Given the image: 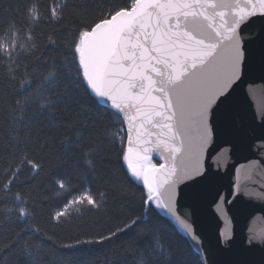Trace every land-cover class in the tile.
Wrapping results in <instances>:
<instances>
[{"label":"snow or ice","instance_id":"1","mask_svg":"<svg viewBox=\"0 0 264 264\" xmlns=\"http://www.w3.org/2000/svg\"><path fill=\"white\" fill-rule=\"evenodd\" d=\"M23 17L19 32L27 44H0V123L8 125L10 140L0 143V157L10 152L35 175L22 181L21 169H0V264H75L73 250L81 244L122 237L106 264H206L190 213L178 212L181 185L205 178L218 121L245 79L264 72V44L254 51L255 36L246 31L264 18V0H61L47 16L30 0ZM35 23L52 25V32L37 36ZM39 39L50 51H40ZM101 102L126 124L125 137L94 115ZM259 115L264 120V110ZM125 139L121 172L108 167V145ZM50 143L64 147L62 163L75 147L72 171L57 169L32 187L53 158L33 156ZM78 177L92 183L73 188ZM135 181L146 190L138 212L130 192ZM91 212L110 218L106 232L55 245L53 229ZM231 240L226 228L222 242ZM247 243L264 247V232Z\"/></svg>","mask_w":264,"mask_h":264},{"label":"water","instance_id":"2","mask_svg":"<svg viewBox=\"0 0 264 264\" xmlns=\"http://www.w3.org/2000/svg\"><path fill=\"white\" fill-rule=\"evenodd\" d=\"M246 31L255 36L250 47L258 52L264 44V18H254ZM101 105L110 109V104ZM262 110L264 72L256 71L237 90L226 117L218 121L203 161L205 178L181 185L178 212L190 213L189 223L206 249V264H264V247L247 243L250 235L264 232V199L259 196L264 193V152H258L264 143ZM126 148L127 142L125 152ZM151 156L163 162L159 153ZM226 228L232 240L224 244Z\"/></svg>","mask_w":264,"mask_h":264},{"label":"trees","instance_id":"3","mask_svg":"<svg viewBox=\"0 0 264 264\" xmlns=\"http://www.w3.org/2000/svg\"><path fill=\"white\" fill-rule=\"evenodd\" d=\"M30 0H0V44H10L16 42L17 44H27L25 39V34L19 32L20 22L24 19L23 10L24 6L29 4ZM37 7V11L41 16H47L48 8L50 5L58 6L61 0H31ZM74 3H81L82 0H73ZM89 5L100 2V0H86ZM78 11V10H76ZM13 21V26L8 27L9 22ZM52 25L47 23H35V29L37 36H47L52 32ZM31 31V29H29ZM70 38V37H68ZM42 53L50 51L48 43L44 39L37 40ZM2 63V61H0ZM28 63V61H25ZM70 71L75 73V66L73 65ZM5 95L8 92L5 90ZM94 115L103 116L106 118V123L112 131H118L120 137H125V125H121L119 118L114 114V111L110 110L101 105V107L94 109ZM8 125L0 123V143L4 145L10 144L8 138ZM87 137L85 138V142ZM126 139L122 144H117L113 146L108 145V167L115 170L123 172L126 169L124 162H122L121 153L125 151ZM52 154L53 158L48 160V167L45 172H41L40 176L36 178L35 183L32 187H36L45 181L48 176L55 170L59 169L62 174H70L72 171V160L71 156H75V147L71 149V156L69 157L67 163H62L65 157L64 147L58 143H50L47 152L40 151L37 152L33 158L37 162L45 160V158ZM18 157L5 151L4 155L0 157V169L7 172L11 168H19L21 172L19 173V179L22 181H32L35 175V170L30 168V164H23L18 162ZM35 162V161H32ZM27 171V172H26ZM15 175V173H14ZM3 179V175L0 174V180ZM85 185L92 183L86 177H78L73 183V188H79L80 184ZM97 187L100 185L97 184ZM143 189L142 185L138 182H134L130 186L131 195L135 198V206L137 212L139 210V197ZM55 201H53V205ZM161 217L171 223L176 232L183 235L179 227L168 217L161 213ZM146 220L151 219V217H145ZM110 223V218L106 215H97L95 212L88 213L82 218H77L70 225H65L62 228H55L53 231L56 235L52 237L55 245L61 247L67 244H75L77 240H89L94 239L99 233L106 232ZM143 226H141L142 228ZM186 238V237H185ZM124 237L120 241L117 238H113L111 242L105 241L103 244H81L77 250H73L74 254L72 260L75 264H106V257L109 255L112 247L117 246L118 243H122ZM192 255L195 257L197 254L193 251Z\"/></svg>","mask_w":264,"mask_h":264},{"label":"rangeland","instance_id":"4","mask_svg":"<svg viewBox=\"0 0 264 264\" xmlns=\"http://www.w3.org/2000/svg\"><path fill=\"white\" fill-rule=\"evenodd\" d=\"M125 152V151H124ZM153 161V163H155V164H157V165H159V163L157 162V161H155V160H152ZM124 164H125V167H127V162L126 161H124ZM27 172V171H26ZM134 179V178H133ZM136 182H138L139 184H141V182L140 181H136ZM142 185V184H141ZM146 191V190H145ZM159 211V210H158Z\"/></svg>","mask_w":264,"mask_h":264}]
</instances>
